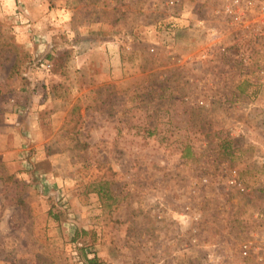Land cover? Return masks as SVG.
Wrapping results in <instances>:
<instances>
[{"label": "rangeland", "instance_id": "1", "mask_svg": "<svg viewBox=\"0 0 264 264\" xmlns=\"http://www.w3.org/2000/svg\"><path fill=\"white\" fill-rule=\"evenodd\" d=\"M222 1L0 0V264H261L264 43L201 62L212 33L154 29Z\"/></svg>", "mask_w": 264, "mask_h": 264}, {"label": "built area", "instance_id": "2", "mask_svg": "<svg viewBox=\"0 0 264 264\" xmlns=\"http://www.w3.org/2000/svg\"><path fill=\"white\" fill-rule=\"evenodd\" d=\"M176 2L177 0H167L166 5L173 7ZM215 14L218 26L214 28V32L201 18L193 21L186 20L183 16H178L175 13L168 16L165 22H157L154 29L158 30L163 36L171 38L172 41L180 29L199 31L205 36L212 33V37L208 34L209 37L207 38L213 39V42L206 43L203 51L198 55V60L201 62L209 61L218 55L234 56L235 52L233 50L239 47L240 41H245L253 46L259 42L264 43V0H223ZM226 38L227 40H225ZM151 51H153V48H151ZM249 55V53L239 55L240 60L246 64L249 61ZM256 70L257 78L253 83L258 87V90L260 89V95L248 104V109H257L264 115V56ZM199 88L201 95L195 99L190 98V95L185 96L184 101L186 104L195 107H207L209 105L208 99L217 87L202 82ZM233 112L235 113V111ZM261 149L259 162L264 166V145ZM227 183L238 191H244L235 170L230 172ZM194 218L197 219V214L194 215ZM240 252L242 257L256 256L257 262L264 264V238L261 239V243L252 239L244 241L240 246Z\"/></svg>", "mask_w": 264, "mask_h": 264}, {"label": "trees", "instance_id": "3", "mask_svg": "<svg viewBox=\"0 0 264 264\" xmlns=\"http://www.w3.org/2000/svg\"><path fill=\"white\" fill-rule=\"evenodd\" d=\"M85 263L86 264H100L98 259L94 256L93 258H87L86 256L84 257Z\"/></svg>", "mask_w": 264, "mask_h": 264}, {"label": "crops", "instance_id": "4", "mask_svg": "<svg viewBox=\"0 0 264 264\" xmlns=\"http://www.w3.org/2000/svg\"><path fill=\"white\" fill-rule=\"evenodd\" d=\"M120 63V59H119V55L117 54V56H114V64L116 65V63ZM117 68V66H116Z\"/></svg>", "mask_w": 264, "mask_h": 264}]
</instances>
